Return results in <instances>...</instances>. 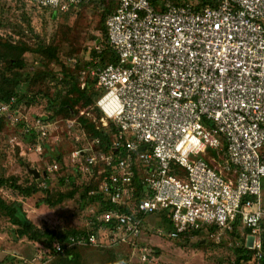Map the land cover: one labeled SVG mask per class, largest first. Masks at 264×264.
<instances>
[{
  "label": "built area",
  "instance_id": "1",
  "mask_svg": "<svg viewBox=\"0 0 264 264\" xmlns=\"http://www.w3.org/2000/svg\"><path fill=\"white\" fill-rule=\"evenodd\" d=\"M27 1L66 13L94 0ZM108 1L115 5L105 23L107 39L117 61L101 67L102 49L94 44L78 81L82 88L87 78L95 81L101 93L94 105L99 129L112 128L113 134L106 150L96 139L72 158L82 159L76 174L101 176L90 196L102 195L115 208L101 211L87 236L54 241L52 248L129 245L148 216L163 214L172 228L168 238L238 237L240 248L252 251L259 264L264 256V0L168 4L159 12L148 0ZM12 110L11 103L0 104V117L14 119ZM50 131L38 118L24 135L41 154ZM59 169L52 165V171Z\"/></svg>",
  "mask_w": 264,
  "mask_h": 264
},
{
  "label": "rangeland",
  "instance_id": "2",
  "mask_svg": "<svg viewBox=\"0 0 264 264\" xmlns=\"http://www.w3.org/2000/svg\"><path fill=\"white\" fill-rule=\"evenodd\" d=\"M156 2L162 8L168 4L197 5L200 0ZM107 10L109 12L104 14L102 6L88 5L59 13L38 9L27 0H0V72L20 76L21 99L12 110H15L14 119L0 117V177L8 183L0 187V197L8 204L20 202L27 219L35 227L59 236L71 231L91 233L97 228L100 212L99 205L91 202L89 195L81 197L83 190L92 187L94 180L76 174L78 161L82 159L72 158L76 151L84 153L92 145L86 127L77 119L79 113L89 107L78 108L76 117L64 118L50 110L49 100L56 101L65 96L67 87L60 84L63 69L75 73L73 78L76 80L80 70L75 69V65L82 69L87 66L89 50L91 54L96 40L99 43L103 40L100 22L103 14L106 22L111 13ZM4 44L18 49L14 56L20 59L22 68H12L5 62L1 55ZM79 87L84 89L80 83ZM93 89L96 91L95 87ZM17 100V97L12 99L11 106ZM38 118L49 124L51 130L50 136L43 141L41 154L34 151L35 142L23 133V127L31 126ZM71 121L76 123L68 128ZM54 163L60 168L58 172L52 171ZM32 171L39 173L40 184ZM34 184L38 191L31 198L14 189L15 186L21 189L34 187ZM47 194L53 201L62 194L73 196L53 209L36 208V201ZM171 229L163 214L150 215L132 244L79 248L75 264H235L240 238L223 236L216 241L202 233L175 240L168 238ZM15 230L0 216V264H58V257L48 249L49 237L36 242L18 239Z\"/></svg>",
  "mask_w": 264,
  "mask_h": 264
},
{
  "label": "trees",
  "instance_id": "3",
  "mask_svg": "<svg viewBox=\"0 0 264 264\" xmlns=\"http://www.w3.org/2000/svg\"><path fill=\"white\" fill-rule=\"evenodd\" d=\"M148 1L156 12L162 11L163 7L162 8L161 6L158 7L156 0H148ZM208 3L209 0H200L197 6L203 7ZM88 5L102 6V8H104V14H105L106 12H109V10L107 9H110L112 13L115 4L114 2L108 0H94L89 3L83 4L79 7H84ZM104 14L100 22L101 23L100 27L103 34V40H101V42L99 43L100 45H102V47L100 46L102 51L99 56V60H100L99 63L101 67H104L107 64H115L117 61L116 56L114 55V53L112 52V50L108 45L107 31L105 25L106 22H104L105 19ZM17 50L18 49H16V47L11 46L10 44H4L2 46L1 55L4 57L6 63L11 64L10 66L12 68L20 69L23 67V64L19 58H16L14 56L16 55ZM48 54L52 59L56 60L55 55L52 52L48 51ZM76 68L81 70L82 66L77 67V65H75V69ZM73 74L75 75V73ZM73 74L72 71H68L66 69L62 70V81L60 82V84L65 85L67 87L65 96L60 100L59 99L56 101L49 100L50 110L53 111L55 114L64 116V118H71L73 116L76 117L78 115V110H77L78 108L85 109L89 107L88 109H86V111H88L89 113V116H83V117L79 116V118L77 119L80 121V123H82L86 127L87 133L90 134L92 141L98 139L100 141V145L98 147L102 150H106L107 143L109 142V138L113 134V132H112V128L108 130L99 129L100 126L98 120L101 115L94 108V105L95 102L100 98L101 93L93 89L95 87V81L88 78H87L88 80L86 79L87 84L85 88L81 90L79 87L78 75H77V79L74 80ZM19 83H20V76L18 75L7 76L3 72H0V104H10L11 103L10 101L12 99L15 100V98L17 97L18 100L17 102H15V105L12 106V109L17 107V105L21 101V99L19 98L20 92L18 90ZM30 102L33 103L34 100L31 99ZM1 126L2 123L0 121V127ZM31 138L32 137L28 138V140H30ZM100 178L101 176H97L96 180L93 179L94 184L92 185V187L87 186L83 190L84 192L81 195V197L86 198V195L87 196L89 195L90 201L95 202L99 205V212L113 210L115 207L112 206L107 201H105L102 195L90 196L91 191L97 190V186L99 184ZM7 184H8L7 181L4 180V178L0 177V187L6 186ZM36 187L38 186L35 185L34 187L31 186L29 188L21 189L19 186H15L14 189H16L22 196L26 198H31L38 191L36 190ZM263 192H264V182H263ZM72 196L73 194H62L56 197L55 200L53 201V198L47 194V196H45L44 198H41L36 201L35 207L39 208L41 206H46L49 209H53L58 204L62 203L64 199H68ZM263 207H264V201H263ZM0 216L6 218L9 224L15 227L16 229L15 234H16V238L18 239L26 238L30 241L36 242L39 239L49 237L48 238L49 240H47L48 249L51 250L50 252L52 253V255L58 257L57 260L58 264H75L77 261V256H76L77 249L86 247V246H81V247L65 246L62 252H56L52 248V244L54 241L64 242L69 237L87 236L89 233H79V232L71 231L68 234L59 236L56 235L54 232L39 229L35 227V225L27 219L26 214L23 211L22 204L20 202L8 204L0 197ZM193 235H198V234H193ZM186 236H190V235L186 234L181 238H184ZM239 249L240 250H238V252L236 253L237 259L235 261V264H250V263L257 264L253 258L252 251L243 248H239ZM262 252L264 253V235L262 236ZM259 264H264V256Z\"/></svg>",
  "mask_w": 264,
  "mask_h": 264
},
{
  "label": "water",
  "instance_id": "4",
  "mask_svg": "<svg viewBox=\"0 0 264 264\" xmlns=\"http://www.w3.org/2000/svg\"><path fill=\"white\" fill-rule=\"evenodd\" d=\"M97 43H99L98 40H96V44ZM32 174H33V177L37 180V183L40 184L42 182V179L40 178L39 173L37 171H32Z\"/></svg>",
  "mask_w": 264,
  "mask_h": 264
}]
</instances>
